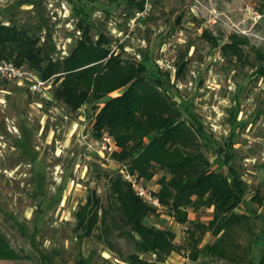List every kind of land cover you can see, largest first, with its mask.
I'll list each match as a JSON object with an SVG mask.
<instances>
[{"label":"rangeland","instance_id":"1","mask_svg":"<svg viewBox=\"0 0 264 264\" xmlns=\"http://www.w3.org/2000/svg\"><path fill=\"white\" fill-rule=\"evenodd\" d=\"M38 1L41 4L0 0V21L41 23L38 35L43 40L51 34L56 52L52 56H67L80 39L82 32L76 25L81 17L74 15V8L80 6L89 14L91 36L96 39L97 34L106 33L112 51L122 50L124 58L140 61L142 51L152 50L154 64L169 74L170 94L176 101H192V110L207 132L222 145L232 143L234 165L248 187L247 200L255 194L262 198L259 204L248 201L259 218L237 228L235 242L244 247L254 235L263 236L264 80L256 77L255 68L223 59L219 49L230 35L244 36L249 40L245 51L255 64L250 48L264 47V18L260 15L264 0H144L145 11L133 18H128V0ZM208 37L217 41L216 48ZM181 60L186 67L176 78ZM25 89L15 83L0 84V230L12 248L29 259L0 264H41L40 254L52 264H77L80 259L88 264H129L128 256L135 253L130 229L109 198L104 176L115 173L116 166L88 146L93 138L91 111L85 114L87 110L82 108L70 113L53 100L51 89L44 96ZM233 119L238 126L232 124ZM164 175L157 172L143 184L157 191ZM92 191L102 209L107 210L109 202L111 209L106 215L108 227L97 228L86 237L75 229L74 214ZM211 217L212 210H189L190 223L207 224ZM15 223L24 227L27 236ZM145 223L172 230L178 237L176 245L187 237L186 229L166 209ZM33 233L32 241L29 236ZM204 240L207 243L213 238L209 234ZM173 256L175 262L168 264H225L202 257L194 261L186 250ZM141 257L154 260L152 254Z\"/></svg>","mask_w":264,"mask_h":264},{"label":"trees","instance_id":"2","mask_svg":"<svg viewBox=\"0 0 264 264\" xmlns=\"http://www.w3.org/2000/svg\"><path fill=\"white\" fill-rule=\"evenodd\" d=\"M25 3L41 4L38 0ZM127 4L128 18L145 11L144 0H128ZM74 9V15L81 17L76 26L82 33L67 56L58 52L56 57L52 56L56 52L51 34L48 32L43 40L38 35L41 23L18 25L10 19L9 24L0 21V62L11 61L25 67L42 81L51 79L53 100L62 103L70 113L85 108L86 114L90 110L92 137L109 135L118 148L111 158L143 183L150 182L157 172L165 173L158 180L155 196L177 224L189 225L181 245L175 244V235L170 230L146 225L145 221L156 215V210L145 205L116 172L104 174L109 198L118 205L117 210L130 229L135 253L126 262L153 264L141 256L152 254L156 261L163 262L171 253L186 250L192 260L203 257L225 264H264V235H254L244 247L234 239L237 228L259 218L249 202L259 204L262 198L255 194L247 200L248 187L234 165L232 143L222 145L207 132L192 110V101H176L170 94L169 74L154 64L151 49L142 51L140 61L124 58L122 50L112 51L106 33L97 34L96 39L91 36L89 14L83 6ZM2 13L0 9V16ZM260 15L264 18V2ZM202 36L207 37L206 33ZM208 40L212 47L218 46L212 37ZM248 45L246 37L232 34L221 45L220 56L242 67L255 68L256 77L264 80V47L250 48L253 64L245 51ZM186 47L189 49L190 44ZM177 67L176 78L185 70L186 61H179ZM9 83L12 82L0 81L2 85ZM121 89L124 91L120 95L110 97ZM232 124H237L234 119ZM234 136L232 133L231 139ZM211 208L212 217L207 224L189 222V210ZM110 209V202L107 210L102 209L99 197L92 191L74 214L75 229L90 237L95 229L107 228L106 215ZM15 226L27 236L24 227L18 223ZM207 233L212 242L198 249ZM29 238L33 241L34 233ZM28 259L12 248L0 230V261ZM40 259L41 264H52L47 256L40 254ZM77 264L88 263L80 259Z\"/></svg>","mask_w":264,"mask_h":264},{"label":"built area","instance_id":"3","mask_svg":"<svg viewBox=\"0 0 264 264\" xmlns=\"http://www.w3.org/2000/svg\"><path fill=\"white\" fill-rule=\"evenodd\" d=\"M65 4H61V9L65 10ZM5 80L15 83L19 86H25L28 91L36 95H45L47 90L52 88V80L47 81L40 80L37 75L26 69L25 67H18L11 61L0 62V81ZM88 146L92 147L104 161L112 163L116 166V173L121 179L129 185L134 194L147 206L154 208L156 212L163 210L158 198L155 196V192L143 184L142 180L138 179L135 175L128 172L127 168L119 162L114 161L111 158L112 153L117 152L118 148L113 139L103 134L99 138L93 137Z\"/></svg>","mask_w":264,"mask_h":264},{"label":"crops","instance_id":"4","mask_svg":"<svg viewBox=\"0 0 264 264\" xmlns=\"http://www.w3.org/2000/svg\"><path fill=\"white\" fill-rule=\"evenodd\" d=\"M207 210H212V208L211 209H207ZM213 211V210H212ZM188 220H189V222H190V218H189V214H188ZM177 224V223H176ZM177 225H179L180 226V228H182V229H187V228H185V225H188V224H184V225H180V224H177ZM171 232H173L172 230H171ZM174 233V232H173ZM174 235H175V233H174ZM206 235H209V233H207V234H205V236ZM205 236L203 237V239H202V241L200 242V244L198 245V249H201L202 247H204V245H206V244H209V243H211V242H205ZM176 238H178L176 235H175V239ZM175 242V241H174ZM176 244V243H175ZM181 245V244H180ZM174 253L175 252H173V253H171L163 262H158V261H156V258H155V255H152V257H154V260H148L150 263H153V264H168V262H170V263H173V262H175V257L173 256L174 255ZM203 258V257H202ZM206 259H209V258H206ZM210 260H212V259H210ZM194 261H197V260H194ZM213 261V260H212Z\"/></svg>","mask_w":264,"mask_h":264}]
</instances>
